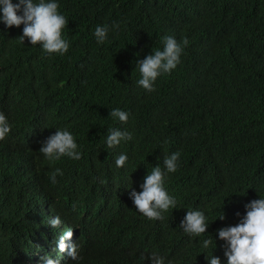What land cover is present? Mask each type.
I'll use <instances>...</instances> for the list:
<instances>
[{
  "label": "trees",
  "instance_id": "trees-1",
  "mask_svg": "<svg viewBox=\"0 0 264 264\" xmlns=\"http://www.w3.org/2000/svg\"><path fill=\"white\" fill-rule=\"evenodd\" d=\"M57 3L68 20L63 55L21 42L23 25L0 22V112L11 125L0 141V264H31L55 245L60 228L48 224L55 216L61 229L77 227L80 259L68 264H150L153 252L165 264L225 261L217 230L264 198V0ZM113 23L119 30L97 43L95 29ZM165 35L188 45L148 92L137 84L136 61L162 49ZM115 108L129 113L127 123L109 115ZM111 127L133 138L109 148ZM63 129L81 160L53 162L39 151ZM175 152L179 167L165 188L176 208L149 220L130 191H141L152 168ZM121 153L128 161L118 168ZM56 168L64 174L52 184ZM190 210L205 213L207 233L190 236L179 226Z\"/></svg>",
  "mask_w": 264,
  "mask_h": 264
},
{
  "label": "clouds",
  "instance_id": "clouds-1",
  "mask_svg": "<svg viewBox=\"0 0 264 264\" xmlns=\"http://www.w3.org/2000/svg\"><path fill=\"white\" fill-rule=\"evenodd\" d=\"M60 5L57 0H0V22L6 27H20L23 25L21 42L27 39L31 45L39 44L48 54L63 55L68 52L70 44L62 35V30L68 25L66 17L59 13ZM120 25L113 23L111 27L105 25L95 29L97 43L103 44L108 39L110 31H118ZM162 49L146 55L136 61L140 79L137 84L148 92L155 91L154 84L158 77L169 74L180 63V57L184 48L188 45L185 38L178 42L175 37L165 35L162 37ZM109 115L120 123H127L129 113L120 108L112 109ZM11 132V125L6 116L0 112V141L7 138ZM132 134L119 128L108 129L106 144L109 148L118 146L122 141L131 140ZM39 151L49 161H58L63 157L79 161L83 153L74 135L67 129L56 130L42 142ZM180 152L165 156L163 167L159 164L152 168L140 185L141 191H130L131 200L136 210L149 220H163L164 213L169 209H175L177 200L170 195L165 188V182L169 173L177 171ZM128 156L121 153L115 160L116 167L126 165ZM63 171L56 168L49 179L52 184L57 183V175L63 176ZM243 216L239 212V222L217 230V236L224 242L225 261L219 256L205 257L207 264H264V198L253 199L244 205ZM220 220L225 219L223 214ZM48 224L53 228H60L55 245L46 247L43 251L34 253L31 264H68L71 260H79L77 227L69 224L61 229V218L55 216L49 219ZM179 226L190 236H200L207 233L209 224L203 211H186ZM212 240L202 241V247L207 249ZM150 264H165V258L153 252L148 257ZM169 264L171 262L169 261Z\"/></svg>",
  "mask_w": 264,
  "mask_h": 264
}]
</instances>
